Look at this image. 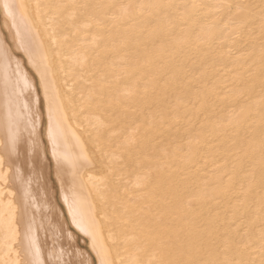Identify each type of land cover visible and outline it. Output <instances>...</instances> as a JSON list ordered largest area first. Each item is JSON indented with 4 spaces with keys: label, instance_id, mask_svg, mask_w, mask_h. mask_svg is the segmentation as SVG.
<instances>
[{
    "label": "bare ground",
    "instance_id": "6f19581e",
    "mask_svg": "<svg viewBox=\"0 0 264 264\" xmlns=\"http://www.w3.org/2000/svg\"><path fill=\"white\" fill-rule=\"evenodd\" d=\"M4 2L0 264H262L264 0Z\"/></svg>",
    "mask_w": 264,
    "mask_h": 264
},
{
    "label": "snow or ice",
    "instance_id": "6c2138e0",
    "mask_svg": "<svg viewBox=\"0 0 264 264\" xmlns=\"http://www.w3.org/2000/svg\"><path fill=\"white\" fill-rule=\"evenodd\" d=\"M2 7H3L5 13L7 14V16L12 17L13 20H15V16H14V13H13L12 9H13L14 7H18V8H20V9H23L25 6H24L23 4H20V5H13V4L8 3L7 0H5V2L3 3V6H2ZM101 7H105V6H101ZM106 7H115V5H107ZM121 7H122V8H125V9H130V8H132L133 6H132V5H122ZM139 7H140V8H164V7H166V6H164V5H159V4H152V5H139ZM193 7H195V5H193ZM228 7L231 9L232 6L229 5ZM240 7H241V6H239V5L236 6V8H237L238 10L240 9ZM262 19H264V17H262ZM16 143H17V141H16V139L14 138V139H13V150H15ZM2 159H3V158L0 157V163H2ZM7 231L9 232L11 239H12L13 241H15L16 237L19 235V228L16 226V223H15L14 218H13V221H11V222L8 224V226H7ZM28 239H29V244H30V246L35 247V244H36V242H35V238L32 237V236H30V237H28ZM260 240H261L260 250H261V253L264 254V232H262L261 237H260ZM229 243H230V242H229L227 239H225V240L223 241V244H224L225 247L229 246ZM250 244H251V237L249 236V237H248V242L245 243L243 246H244V247H248V246H250ZM36 252H37V255H38V253H39V248H36ZM15 264H21V262H20L19 260H17V261L15 262ZM26 264H44V262H43V261H39V260L37 259L36 261L29 260V261L26 262ZM64 264H68V262L65 261ZM103 264H110V262L107 261V260H105V261H103ZM133 264H138V262H133ZM223 264H231V262H229V261H224ZM241 264H244V262H241ZM262 264H264V261H262Z\"/></svg>",
    "mask_w": 264,
    "mask_h": 264
},
{
    "label": "rangeland",
    "instance_id": "374dc122",
    "mask_svg": "<svg viewBox=\"0 0 264 264\" xmlns=\"http://www.w3.org/2000/svg\"><path fill=\"white\" fill-rule=\"evenodd\" d=\"M37 86H38V88H39V90H40L39 83H38ZM40 92H41V90H40ZM36 94H37V93H36ZM40 94H41V93H40ZM42 101H43V106H44V103H45V102H44L43 97H42ZM44 107H45V106H44ZM46 120H48V118L46 117V113H45V123H44L45 128H46V126H47V124H46L47 121H46ZM32 186H33V185H32ZM47 226H48V225H47ZM60 241H61V240H60ZM59 249H60V250L57 249V252L55 251V252H54L55 254H54V253H53V254H54V255H57V253H58V255H59V253H63V246H61ZM61 249H62V251H61ZM59 251H60V252H59ZM55 258H57L59 261H58L57 259H55ZM55 258H54L55 260L53 259V261H51L52 263H55V264H63V261H62V260H63L62 254L59 255V256H57V257H55ZM59 258H60V259H59ZM56 260H57V262H56ZM54 261H55V262H54ZM60 261H62V262L60 263Z\"/></svg>",
    "mask_w": 264,
    "mask_h": 264
}]
</instances>
